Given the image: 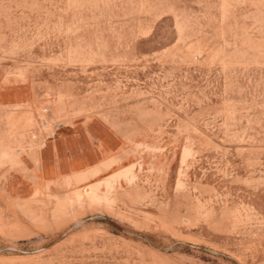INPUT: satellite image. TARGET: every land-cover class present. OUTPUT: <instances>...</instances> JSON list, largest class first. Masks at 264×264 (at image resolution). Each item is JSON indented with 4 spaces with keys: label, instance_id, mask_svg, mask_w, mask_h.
Returning <instances> with one entry per match:
<instances>
[{
    "label": "rangeland",
    "instance_id": "1",
    "mask_svg": "<svg viewBox=\"0 0 264 264\" xmlns=\"http://www.w3.org/2000/svg\"><path fill=\"white\" fill-rule=\"evenodd\" d=\"M0 264H264V0H0Z\"/></svg>",
    "mask_w": 264,
    "mask_h": 264
}]
</instances>
